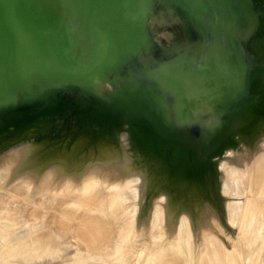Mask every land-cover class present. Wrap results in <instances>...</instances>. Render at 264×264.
Returning a JSON list of instances; mask_svg holds the SVG:
<instances>
[{"label": "water", "instance_id": "1", "mask_svg": "<svg viewBox=\"0 0 264 264\" xmlns=\"http://www.w3.org/2000/svg\"><path fill=\"white\" fill-rule=\"evenodd\" d=\"M156 4L181 14L200 44L155 56ZM114 80L130 85L118 113L144 108L155 135L194 129L222 149L234 128L264 116V0H0L1 115L30 116L57 93ZM15 126L2 123L0 136ZM214 150L198 154L202 166Z\"/></svg>", "mask_w": 264, "mask_h": 264}, {"label": "bare ground", "instance_id": "2", "mask_svg": "<svg viewBox=\"0 0 264 264\" xmlns=\"http://www.w3.org/2000/svg\"><path fill=\"white\" fill-rule=\"evenodd\" d=\"M167 9V8H166ZM171 12V11H170ZM174 13V12H173ZM170 15V14H169ZM172 16L174 15V14H171ZM175 16V15H174ZM172 18V17H171ZM170 18V19H171ZM171 21V20H170ZM183 21V20H182ZM160 22V21H159ZM172 22H173V20H172ZM174 22H175V20H174ZM171 23V22H170ZM175 24V26H176V29H178V28H181L180 30H178V32L180 31V32H182V34H183V32L187 29V27H186V25H185V23H184V21L183 22H181L180 21V23H178L177 22V24L176 23H174ZM174 24H172L173 26H174ZM170 26H171V24H170ZM163 29H167V31H166V33H167V35L166 36H169V37H171V38H173V40L172 41H174L175 40V43H176V45H174L173 43H171V38H170V40H168L167 38V40L168 41H170V43L171 44H173L174 46H181V45H179V44H177V43H179V41L180 40H182V42L183 41H185V38H182V39H180L181 38V36H182V34L179 32V34H181L180 35V37L178 38L177 37V30H174L173 28L174 27H172L171 26V28L169 27V25H168V27H167V25H166V23L164 22L163 23V25L161 26ZM184 28H185V30H184ZM158 29V28H157ZM182 30V31H181ZM159 33V32H158ZM185 34H189V32H188V29H187V32L185 31L184 32ZM184 35V34H183ZM187 35H186V37H187ZM179 36V35H178ZM190 36H191V34H190ZM164 37V36H163ZM183 37V36H182ZM189 37V36H188ZM187 37V38H188ZM186 38V39H187ZM190 38H192V37H190ZM164 39H165V37H164ZM163 39V40H164ZM180 39V40H179ZM184 39V40H183ZM162 40V41H163ZM167 40L165 41V43L163 42V44L164 45H166L168 42H167ZM189 41H190V39H188ZM192 41V40H191ZM167 42V43H166ZM193 42H194V40H193ZM192 42V43H193ZM170 43H169V46H170ZM191 44V43H190ZM193 44H195V43H193ZM192 44V45H193ZM187 45V44H186ZM168 46V47H169ZM191 46V45H190ZM172 47V45L169 47V48H171ZM177 48V47H176ZM178 49V48H177ZM188 49V48H187ZM166 52V51H165ZM121 82V81H120ZM120 82H117V83H115L116 84V86H115V89H119L120 87H117V86H119L120 84ZM105 83V82H104ZM106 84V83H105ZM119 84V85H118ZM104 84H102L101 86H103ZM108 84H106V86H107ZM111 85V84H110ZM105 86V85H104ZM113 86V87H112ZM112 86H109V87H112V88H114V85H112ZM121 86V85H120ZM123 87V86H122ZM102 88V87H101ZM100 88V89H101ZM107 88H108V86H107ZM107 88H105V89H107ZM112 88H111V91L113 92L114 91V93H115V89L114 90H112ZM99 88H97V90H99V91H101L102 92V90L104 89V88H102L101 90H100ZM112 92H110L111 94L110 95H108L109 97L111 96V95H113L112 94ZM118 92V91H117ZM105 93V94H104ZM103 94L104 95H106L107 94V92H104ZM97 94V93H96ZM102 94V95H103ZM103 95V96H104ZM98 96H99V94H98ZM102 96V97H103ZM89 97V96H88ZM94 97V96H93ZM97 97V96H96ZM102 97L100 96V98L102 99ZM105 98H106V96H104ZM90 98V97H89ZM84 99V98H83ZM91 99H93V98H91ZM99 99V98H98ZM97 99H95V101H96ZM100 100V99H99ZM98 100V101H99ZM103 100V99H102ZM128 100V99H127ZM94 101V102H95ZM59 102V101H58ZM78 102V101H77ZM93 102V101H92ZM100 102H101V100H100ZM65 103V102H64ZM75 103V102H74ZM73 103V104H74ZM79 103V102H78ZM99 103V102H98ZM109 104L110 105H112L113 104V101H111V102H109ZM98 106V107H97ZM57 107H58V105H57ZM96 107L97 108H95L94 109V111L97 113L96 115H98V114H100V116L98 115V116H96V120H99V122H96V121H94V123L92 122V121H90V124H92V126L93 127H95L96 125L98 126V127H100V129H98V130H104L105 132V134L103 133V132H101V133H103L104 135H100V136H98L97 137V135H99L100 133L97 131V129H96V131L99 133H96L97 135H94V134H92L91 136H92V138L90 137V135L88 136V134H89V130L87 131L88 132V134L87 135H85V134H82L84 131H83V127L84 126H82V124H78V122L77 123H75L74 121H73V119H76L77 117H79L78 115H79V112H76V111H74V112H76L78 115H77V117L76 116H74L73 114H71V115H73L72 117H74L73 119H72V122H74L75 123V125L76 124H78V125H81L82 126V133H81V131L79 132V133H81V134H79L78 135V144H75V145H78V146H80V148L83 150V152L80 150V155L78 156V157H74V158H71V156H68V153H69V151H68V153H67V155L65 156V157H63L62 159L60 158V153L61 152H64V149H60L59 150V148H58V150H57V148L55 147V150L54 149H52L51 151H48V149L47 150H45L44 152H41V155H39V160H40V162L43 160H45L46 162L45 163H43L44 165H42L39 169H34L33 171H32V175H33V178H35V177H37V178H35L36 179V181H37V183H36V181H35V179L33 180V182L34 183H36V185L37 186H42V187H48V185L50 186V184H57V187H55V189L56 188H64V189H66V191H65V193H62V191H61V193H62V196H64L63 198H61V195H60V197L59 198H56L54 195H57L56 194V192H51L50 193V191H49V193L47 192V194L45 195V196H47L48 197V199L49 198H53V196L55 197V199H60L61 200V202L59 201L58 202V205L60 204V206H61V204L63 203L64 205H63V207H62V209L60 208V206H59V208L58 209H61V210H59L60 212H58V209H57V211L56 212H58V213H56V212H54V211H52L53 213H51L50 212V214L51 215H48L49 217H48V222L50 223L51 221H52V224H53V226L55 227V228H57V230L60 228V230L62 231V230H64V229H67V231H70L71 233H72V231H74V235H73V233H72V235L73 236H75V234H77V238H76V236H75V239H77V241H75V242H78L79 241V244L80 243H82L83 244V248H84V245H86L87 247H85V248H88V249H92L93 251H95V250H98L97 248H100V247H102V249L104 250L105 248H106V244L108 245V244H110L111 245V243H113V242H111V239H113V238H111V236L114 234V232H115V234H114V239H115V236H116V233L119 231V232H122V233H118V234H120L119 236H117V237H120V238H122L124 241V243H131L130 244V246L132 245V241H133V235L135 234V236H137L136 235V231H134V234L132 235V236H129L128 235V233H129V231H133V229H130V228H133L134 227V225L130 222V221H120L121 219L123 220V218L125 219V217H122V216H124V215H122L123 214V211L124 210H126V208L122 211V212H118V210H119V207H118V209H117V206H120V205H118V204H122V206H120V207H123V201H124V199L125 198H123V197H125V195L126 194H122V191L121 190H124L123 188H124V186L123 185H126L127 186V184L129 185V181H128V179H127V181H125L123 178H126L127 177V175L128 174H130L129 172H130V170H131V168H132V170L134 171V168H136L137 170L139 169V171L140 172H142L141 170H145L146 171V181H147V183L146 184H149L148 186H147V189L149 190V191H154L155 193H157L158 195H159V197L162 199V200H164V202H165V205L163 206V207H161L160 209L158 208V212H159V214L157 213L156 215H154V219L153 220H156L157 221V224L159 225L160 224V222H161V226H163L162 228V235L165 237V238H162V240L164 239L165 241H164V243L166 242V244L165 245H161L159 248H157V247H155V245L156 244H154V249H153V247L152 248H150V247H148V248H150V249H147V254L145 255V257H144V259L143 260H145V261H143L142 260V262H141V264H147V262H149V261H153V263H155V264H194L196 261H195V259H193L192 258V256H190V259L188 258V256L186 257L187 258V261L185 260L186 258H185V250H189V248H191L192 247V242L196 239V238H198V240H199V242H200V245H201V248L199 249V251H198V255L197 256H201V257H198L199 259L200 258H202V259H206V261H208L207 263H206V261H205V264H208V263H212L213 262V264H237L236 263V261H238L237 259H238V257H239V251L238 250H236V251H238V253L237 254H235V253H233V254H235V255H233L232 253H228V251H226L227 249H225V247L223 246V244L220 242V241H216L215 239H214V237H216L215 235H217L218 236V238L221 236H223L222 235V229H220V228H223V227H220V225H223L224 224V222H226L223 218H224V209H225V204H224V202H219V204L218 203H216L214 200L213 201H211V195H210V193H209V190L208 189H210V187H211V189H216V185L217 184H215V182L217 183V181H216V178H217V171L219 170V168H217V163H216V161H214L213 160V158H211V163L210 164H208L207 165V163H206V165L207 166H202V164L204 163L203 162V160L201 159V158H199L198 157V154L200 155V154H203V153H206V152H208L209 150H211V151H213L214 149V154H213V156L214 155H219L222 151H223V149H220V150H218V142H217V140H213V142H212V144H210V146L209 145H206L204 142H200L199 141V137L197 136V135H199V133L197 132V131H194V129L192 130V129H188V130H186L185 132H183L182 130H176V129H170V128H167V129H165V128H163V130L161 131V133L159 134H156V135H160V136H156L155 135V130L154 129H149L150 127H151V125L152 124H150V123H148L147 121L146 122H144L142 119H134L133 120V123H132V125H133V128H131V126H130V129H134L135 128V130L134 131H132V132H135V133H137L136 135L134 134V133H132L133 134V138L135 137V136H137V139L136 138H134L133 140H132V142L134 141H136L137 140V143H135V148H136V150H135V148H131V150H133L134 149V151H132V156H133V158L135 157V159H134V164H131V166L129 167L128 165V167L129 168H127V167H123L124 165H123V161H122V158L121 157H123V155L125 156V154L123 153L125 150H123V149H126L125 147L124 148H122V146L120 147V146H118V144H117V146L119 147V148H117L116 147V143H115V141H113L112 140V138H111V136H109V135H111L112 133H110L109 132V129L111 128V126H113L112 125V121H113V115L110 113V111H108L107 110V106H105V104L104 105H101V106H99V105H97V103H96ZM122 107V106H121ZM54 108V107H53ZM78 109V108H77ZM122 109H124V107L122 108ZM51 111L52 110H50V108H45L43 111H42V113H40V114H37L38 116L36 117V118H33V119H31L30 120V122H28V123H26L25 125H23L24 127L23 128H21V129H19L17 132H15L14 134H13V132H12V134H13V137H11V138H9L8 139V141L7 142H5V144L6 143H8V144H6V145H12L13 143L14 144H18V142H17V139H19V138H23V136L22 135H26V136H24V137H26V140H27V142H28V136H30V135H32V137H34V135H33V133L35 134L36 133V130H38L39 132H41L40 131V129L42 130V132H43V127L44 126H46L45 124H47V123H45V119L47 120V122L48 121H50L49 119H51L49 116H51ZM66 111V110H65ZM144 113H146L147 115H151V113L150 112H148L146 109H144L143 108V110H142ZM53 112V111H52ZM142 112V113H143ZM72 113H73V111H72ZM56 114V113H55ZM95 115V114H94ZM123 116V115H122ZM121 116V117H122ZM210 115H207V117H209ZM76 117V118H75ZM120 117V116H119ZM126 117V116H125ZM141 117H144V116H141ZM150 117H154V116H150ZM149 117V118H150ZM207 117L206 116H204V117H202L201 119L202 120H205V119H207ZM80 118H81V115H80ZM79 118V119H80ZM123 118H124V116H123ZM122 118V119H123ZM128 118V117H127ZM81 119H84V117L83 118H81ZM114 119H117V118H114ZM119 119L120 118H118V120L116 121V124H117V122L119 121ZM250 119H252V118H250ZM77 121H79L78 120V118L76 119ZM264 120V116H261L259 119H257L256 121H255V118H253L252 120H248L247 122H246V124H244L243 125V127H242V129L241 130H244V133H245V135H241L242 137L244 136V138L245 137H247V135L248 136H250V141L249 142H247L249 139H246L245 141L247 142V143H252V136L251 135H254V133H253V131H254V127H255V125H256V123L257 122H259V124H260V122L261 123H264V122H262ZM84 121V120H83ZM85 121H86V119H85ZM121 121V120H120ZM123 121L125 122L126 121V118H125V120L123 119ZM128 121V120H127ZM89 121L87 120V123H88ZM92 122V123H91ZM49 123H52L51 125H53V120H52V122H49ZM81 123H82V120H81ZM86 123V122H85ZM128 124V126H129V123H127ZM131 124V123H130ZM174 124V123H173ZM258 124V125H259ZM50 125V124H49ZM73 125V124H72ZM74 125V126H75ZM85 125V124H84ZM88 126H86V127H89V124H87ZM95 125V126H94ZM121 125V123L119 124V126ZM257 125V127L259 128V127H261L262 125H259L258 126ZM73 126V127H74ZM96 126V127H97ZM114 126H116L115 125V123H114ZM113 126V127H114ZM126 126V125H125ZM72 127V128H73ZM76 127V126H75ZM74 127V128H75ZM102 127L103 128H105V129H102ZM49 128H50V126H49ZM53 128V127H52ZM76 128H78V127H76ZM75 128V129H76ZM79 128H80V126H79ZM78 128V129H79ZM254 128V129H253ZM263 128V127H262ZM262 128H260V129H262ZM45 129H46V127H45ZM89 129V128H88ZM94 129V128H93ZM257 129V128H256ZM256 129H255V131H256ZM73 130V129H72ZM77 130V129H76ZM76 130H74V131H76ZM80 130V129H79ZM84 130H87L86 128L84 129ZM112 130H113V128H112ZM264 130V129H263ZM262 130V131H263ZM63 131V130H62ZM78 131V130H77ZM95 131V130H94ZM118 131V130H117ZM130 131V130H129ZM216 131L217 132H215V131H213V133H212V135H221V131H220V129L217 127L216 128ZM252 133H251V132ZM258 132L260 131V130H257ZM44 132H45V130H44ZM43 132V133H44ZM66 132V131H65ZM68 132V131H67ZM91 132H92V130H91ZM110 133L109 135H107V133ZM243 132V131H242ZM246 132L248 133V132H250V133H248V134H246ZM62 133H64V132H62ZM74 133V132H73ZM77 133V132H76ZM75 133V134H76ZM86 133V132H85ZM117 133V132H116ZM257 133V132H256ZM11 134V135H12ZM37 134V133H36ZM36 134H35V136H36ZM251 134V135H250ZM28 135V136H27ZM58 135V137H59V134H57ZM71 135H72V133H71ZM118 135V134H117ZM129 135V134H128ZM20 136H22V137H20ZM42 135H40V137H41ZM93 136H95V139H93L94 137ZM132 136V135H131ZM263 136V135H262ZM37 137H39V136H37ZM39 137V138H40ZM56 137V136H55ZM54 137V138H55ZM233 137V136H232ZM242 137H241V139H242ZM4 138V137H3ZM13 138V139H12ZM31 138V137H30ZM36 138V137H35ZM57 138V137H56ZM2 139V138H1ZM48 139V138H47ZM136 139V140H135ZM258 139V138H257ZM23 140V139H22ZM26 140L24 139L23 140V142L24 143H26ZM42 140V139H41ZM75 140H76V138H75ZM117 140V139H116ZM243 140V139H242ZM4 141V140H3ZM17 143H16V142ZM19 141V140H18ZM32 141V140H31ZM36 141H38V140H36ZM40 141V140H39ZM244 141V140H243ZM245 141H244V143H245ZM34 142L35 141H33V144L32 145H34V146H36L35 144H34ZM234 142V141H233ZM1 143V142H0ZM12 143V144H11ZM20 143H22V141L20 142L19 141V146L20 145H24V143H22V144H20ZM29 143L30 144H28L27 143V145L25 144L24 146H22L23 148H21V146L19 147L18 146V148H19V150H17L16 148L15 149H13V150H11L10 152V154H7V155H10L11 156V158L10 159H8V161L7 162H5L4 164L6 165V163L8 164V165H10V163L12 162L13 164H11V165H14V163L15 164H17V161H15V159H14V161H12V159L15 157H17V156H20V154L23 152V151H25L24 150V148L26 149V151L28 150L27 148L31 145V142H30V140H29ZM36 143V142H35ZM200 143V145L201 146H199V145H197V144H199ZM235 143V142H234ZM247 143H245V145L247 146ZM257 143V142H256ZM59 144V143H58ZM58 144H56L57 146H58ZM128 144V143H127ZM4 145V144H3ZM5 145V146H6ZM9 145V146H10ZM29 145V146H28ZM31 145V146H32ZM41 144L39 143V147H41L40 146ZM61 145V144H60ZM129 145H130V142H129ZM137 145V146H136ZM251 146H252V144H250ZM26 146H28V147H26ZM34 146H33V148H34ZM62 146V145H61ZM209 146V147H208ZM7 147V146H6ZM60 147V146H59ZM130 147V146H129ZM134 147V146H133ZM248 147H250L249 145L246 147L248 150H249V148ZM1 148V147H0ZM30 148V147H29ZM35 148H37V147H35ZM41 148H43V147H41ZM122 149V153H118L119 152V149ZM207 148H208V150H207ZM233 148V147H232ZM20 149H23V151L21 152L20 151ZM40 149V148H39ZM79 149V148H78ZM128 149V148H127ZM225 149H227V148H225ZM251 149V148H250ZM66 150V149H65ZM129 150H130V148H129ZM130 150V151H131ZM218 150V151H217ZM18 151L20 152V153H18ZM29 151H31V150H28V152ZM35 151V150H34ZM37 152V151H36ZM39 152V151H38ZM82 152V153H81ZM120 152H121V150H120ZM125 152H127V150L125 151ZM199 152V153H198ZM23 153H25V152H23ZM33 153V152H32ZM31 154V153H30ZM121 154V155H120ZM168 154H170V156L169 157H167V155ZM6 155V156H7ZM22 155V154H21ZM27 155V154H26ZM36 155H37V153H36ZM65 155V154H64ZM120 157H119V156ZM130 155V154H129ZM250 155V154H249ZM248 155V156H249ZM253 155V154H252ZM263 155V154H262ZM262 155H261V157H262ZM27 156H29V154L27 155ZM31 156H33V155H31ZM116 156H118V158L116 157ZM131 156V155H130ZM129 156V157H130ZM251 156V155H250ZM260 157V156H259ZM264 157V156H263ZM24 158H27L28 159V157H25L24 156ZM32 158V157H31ZM121 158V159H120ZM216 158V157H215ZM130 159H131V157H130ZM153 159V160H152ZM10 160V161H9ZM23 160V159H22ZM22 160L20 161V162H18V163H20V165L21 166H23V164H25V168H26V170H24V171H22V172H26V171H31V170H29V168H31V167H29V165L32 163H30L29 165L24 161V163L22 162ZM26 160V159H25ZM32 160V159H31ZM35 160L37 161V158H35ZM217 160V159H216ZM185 161L187 162V163H189V166L190 167H192V165H194L195 167H196V171H193L194 173H191L190 172V168L188 167L187 168V166L185 165ZM250 162L249 163H247V164H249V166H247L246 168H247V170H250V171H248V172H246V176H248V174H249V172L250 173H252L249 177H248V179H250L249 180V182H246L247 183V186L248 187H250L251 186V188L250 189H252V187H255V188H257L258 189V187H260L262 184H264V158L261 160V159H259L258 160V158L257 159H254V158H251V160H249ZM21 162L23 163V164H21ZM35 162V161H34ZM29 163V162H28ZM38 163V162H37ZM133 163V162H132ZM130 164V163H129ZM246 164V165H247ZM8 165H6V166H8ZM32 165V164H31ZM30 165V166H31ZM37 165V164H36ZM134 165V166H133ZM6 166H4L5 168H6ZM16 166V165H15ZM14 166V167H15ZM18 167H21V166H19V165H17ZM16 166V168H17V170L19 169L18 167ZM26 166H28L29 168H28V170H27V167ZM8 167H10L11 168V166H8ZM36 167H38V166H36ZM134 167V168H133ZM222 167H223V165H222ZM228 167V166H227ZM230 167V166H229ZM228 167V168H229ZM22 168V167H21ZM214 168V169H213ZM231 168V167H230ZM243 168V167H242ZM246 168H245V170H246ZM31 169H33V168H31ZM135 169V171L137 172V170ZM11 170V169H10ZM105 170H108V171H105ZM109 170H110V172H109ZM132 170H131V172H132ZM241 170V169H240ZM239 170V171H240ZM20 171V170H19ZM18 171V175H19V173H21L22 174V172H19ZM111 171L112 172H114V175L115 176H118V175H120L121 176V178L123 179H121L122 181H124L125 183L123 184V182H120L121 183V185H119V182L118 183H116V184H118L119 186H122L121 187V190L120 189H118L117 187H118V185H116L117 187H113V189L112 188H110L109 187V183L110 182H112V180L113 179H115L114 178V175H113V179H110L111 177H109V174L111 175L112 173H111ZM15 172H17V171H15ZM34 172H35V174H34ZM109 174H108V173ZM245 172V171H244ZM37 173V174H36ZM29 174V173H28ZM27 174V175H28ZM31 174V173H30ZM23 175V174H22ZM24 175H26V174H24ZM36 175V176H35ZM107 175H108V178L111 180V181H109V179H107ZM15 176H17V174L15 173ZM31 176V175H30ZM35 176V177H34ZM230 176V175H229ZM26 177V176H25ZM29 177V176H28ZM28 177H27V179H28ZM234 177V176H233ZM240 177V176H239ZM238 177V178H239ZM18 178V177H17ZM32 178V179H33ZM243 178V177H242ZM241 178V179H242ZM15 179V178H14ZM27 179H26V181H27ZM117 179H119V178H117L116 177V179H115V181L113 180V182L111 183V184H113V183H115L116 182V180ZM6 180V179H5ZM120 180V179H119ZM240 180V179H239ZM25 181V180H24ZM31 183H33L32 182V180H31V178H30V180H29ZM118 181V180H117ZM242 181V180H241ZM248 181V180H247ZM10 182V181H9ZM21 182V181H20ZM26 182H23L22 184H25ZM127 183V184H126ZM130 183H132V182H130ZM123 184V185H122ZM4 185V184H3ZM19 185V184H18ZM30 185V184H29ZM28 185V186H29ZM35 185V184H34ZM34 185H31V186H34ZM51 185V186H52ZM17 186V185H16ZM20 186V185H19ZM26 186L27 185H22L21 187H17V189H14V192L15 193H17V196H19V197H21V196H23V197H25L24 196V194L28 191V186H27V188H26ZM77 186V187H76ZM113 186V185H112ZM263 186V185H262ZM261 186V187H262ZM73 187V188H72ZM128 188H129V186H127ZM126 187V188H127ZM13 188H16V187H13ZM12 188V189H13ZM26 188V189H25ZM49 188H51V187H49ZM114 188H116V190L118 189V191L120 190V195H123V196H120V199L121 200H118V197H116V196H118V192L116 193V196H114L115 194H114ZM125 188V189H126ZM128 188H127V190H128ZM239 188V187H238ZM54 189V188H53ZM54 189V190H55ZM91 189V191H94V192H91L90 194H91V196H90V198L89 199H91V197L93 196L92 195V193H94V196H95V200H92V203L90 202V203H87V202H89V201H91V200H89V201H87L88 199H87V194L89 195V190ZM263 189H264V187H263ZM26 190V191H25ZM30 190V189H29ZM88 190V191H87ZM214 190H213V192H214ZM253 190H255L254 188H253ZM33 191V190H32ZM42 191V190H41ZM48 191V190H47ZM57 191V190H56ZM124 191H126V190H124ZM258 191V190H257ZM261 191H263V190H260L259 192H261ZM7 192V191H6ZM36 192V191H35ZM85 192H88V193H86L85 194ZM127 192H129V191H127ZM253 192V191H252ZM8 193V192H7ZM11 193V192H10ZM33 193H34V191H33ZM60 193V194H61ZM126 193V192H125ZM254 193H256V192H254ZM12 194H13V192H12ZM39 194V193H38ZM45 194V193H44ZM49 194V195H48ZM64 194V195H63ZM72 194V195H71ZM215 194V193H214ZM263 194H264V192H263ZM41 195V194H40ZM66 195V196H65ZM70 195H71V198H73L74 200H72V199H70L69 197H70ZM84 195H86L85 197H86V199L84 198ZM15 196V195H14ZM17 196H15V197H17ZM27 196H28V193H27ZM37 196V195H36ZM42 196V195H41ZM44 196V195H43ZM58 196V195H57ZM257 196H259L258 194H257ZM262 196V195H261ZM30 197V196H29ZM47 197H45V200L47 199ZM68 197V198H67ZM10 198V197H9ZM38 198V197H37ZM93 198V197H92ZM114 198H116L117 199V202H119V203H117V205L116 204H114V202H116V201H114V200H116V199H114ZM203 199L204 200V202H201L199 199ZM248 198V197H247ZM259 198V197H258ZM4 199V198H3ZM7 198H5V200H6ZM26 199V198H25ZM63 199V200H62ZM97 199V200H96ZM99 199V200H98ZM108 201H107V200ZM160 199V200H161ZM214 199V198H213ZM37 200H39V199H37ZM84 200V201H83ZM87 202H86V201ZM102 200H103V202H102ZM113 200V201H112ZM161 200V201H162ZM217 200V199H216ZM219 200V199H218ZM10 201H11V199L10 200H6V202H9L10 203ZM21 201H22V199H21ZM26 201V200H25ZM24 201V202H25ZM33 201V200H32ZM43 202H44V200H42ZM55 201V200H54ZM97 201H99V204H102L103 203V205L106 203V202H108V203H106L104 206H106V205H108V207H107V210H106V208H105V210L104 209H96V208H94L95 210H93V209H90V208H92V207H96L95 205L98 203ZM110 201H112V202H110ZM121 201V202H120ZM195 201L197 202V203H195ZM3 202V201H2ZM5 202V203H6ZM27 202V201H26ZM29 202V201H28ZM30 202H31V200H30ZM95 202H97V203H94ZM101 202V203H100ZM33 203V202H32ZM42 203V202H41ZM40 203V201H39V203L36 205L35 204V206H34V208L36 207V210L34 209H31L32 210V212L31 213H33L32 214V216L34 215V217H38V213L40 212V210L42 209L43 210V208L44 207H42V204ZM52 203V202H51ZM111 203H112V205H111ZM124 203H126V201H124ZM158 203V202H157ZM160 203V206H161V202H159ZM253 203V202H252ZM8 204V203H7ZM6 204V205H7ZM13 204V203H12ZM45 204V203H44ZM88 204V205H87ZM89 204H94V206H92V207H90L91 205H89ZM207 204H209V206H207ZM247 204V203H246ZM249 204V203H248ZM5 204L3 203V206H4ZM111 205V207H109ZM116 205V209L114 208V206ZM125 205V204H124ZM128 205V204H127ZM163 205V204H162ZM250 205V204H249ZM252 205V204H251ZM256 205V204H255ZM259 205V204H258ZM51 206V205H50ZM55 206H56V204H55ZM54 206V207H55ZM99 206V205H98ZM97 206V207H98ZM112 206H113V208H114V210L113 209H110V208H112ZM5 207V206H4ZM11 207V206H10ZM29 207V206H28ZM100 207H102V205L100 206ZM99 207V208H100ZM157 207V206H156ZM207 207H209L208 208V210L211 208V210H213V211H208L207 210ZM257 207V206H256ZM2 208V207H1ZM0 208V210H2L3 211V208L1 209ZM30 208H31V206H30ZM48 208V207H47ZM109 208V209H108ZM253 208H254V204H253ZM252 208V209H253ZM262 208V207H261ZM10 209V208H9ZM45 209V208H44ZM121 209V208H120ZM123 209V208H122ZM121 209V210H122ZM251 209V208H250ZM256 209V208H255ZM49 210V209H48ZM53 210V209H52ZM75 212H74V211ZM100 210H103V211H100ZM115 210H117V212H118V214L117 215H119V213H120V215L118 216V218L120 219V220H118V218H116L117 216H116V213H115ZM5 211V210H4ZM3 211V212H4ZM10 211V210H9ZM35 211V212H34ZM113 212L114 211V213H115V217H114V213H111L112 215H113V217H111L110 216V214H108L110 217H111V220H108L109 219V216L106 214L107 212L108 213H110V212ZM120 211V210H119ZM206 211V213H207V211H208V214H209V218L210 217H212L213 219H212V223H209L208 225H207V227H208V231H206L204 234V236H198V232L200 231V223H199V216H203V215H205V214H203V212H205ZM252 211V210H251ZM254 211V210H253ZM7 211H5L4 213L5 214H8L9 212H7ZM14 212V211H13ZM12 211H11V214L13 213ZM155 212V211H154ZM255 212V211H254ZM259 212V211H258ZM15 213V212H14ZM29 213H30V211H29ZM31 213L29 214L30 216H31ZM59 213H60V216H58L59 215ZM63 213V214H62ZM231 213V212H230ZM2 214L3 213H1V215L0 216H2ZM5 214H3V215H5ZM10 214V215H11ZM58 214V215H57ZM97 215V217L95 216V217H93L94 215ZM258 214V213H257ZM9 215V216H10ZM28 215V216H29ZM45 215V214H44ZM91 215H93V216H91ZM107 215V216H106ZM158 215H160V216H158ZM6 217H7V215H5ZM8 216V217H9ZM12 216L14 217L15 215H11V218H12ZM42 216V215H41ZM3 217V216H2ZM46 217V216H45ZM66 217V219H65V221H64V218ZM105 217H107V220L105 219L104 220V218ZM179 217H181L180 218V221L182 222V223H180L179 225L180 226H183L185 229H184V231L185 232H183V236H182V239H181V242H180V245H179V248L177 249V251H172V250H170V249H168L167 247L168 246H172L175 242H174V240L172 239V237H176V236H178L179 234H180V226H178L177 227V225H176V223H174L175 221H177V219L179 218ZM229 217V216H228ZM238 217V216H237ZM250 217V216H249ZM259 217V216H258ZM4 219H5V217H3ZM26 218H29V217H26ZM98 218H100V219H98ZM116 219V221H120V222H118V224H116L117 222H112L113 221V219ZM4 219H0V220H4ZM10 219V218H9ZM8 218L7 219H5L4 221L6 222V220H9ZM16 219V218H15ZM31 219V218H30ZM242 219V218H241ZM12 220H13V218H12ZM23 220V219H22ZM29 220V219H28ZM45 220V219H44ZM43 220V221H44ZM252 220V219H251ZM14 221V220H13ZM18 221V220H17ZM109 221H111V222H109ZM3 223V224H5L6 225V223L8 222L9 223V225H11V223H12V221H11V219L9 220V221H7L6 223ZM15 222V221H14ZM20 222H21V220H20ZM24 222V221H23ZM35 222V221H34ZM155 222V221H154ZM229 222V221H228ZM7 223V224H8ZM25 223V222H24ZM37 223H38V221H37ZM110 223V224H109ZM122 223H124V224H122ZM196 223V228L194 227V224ZM204 223V222H203ZM207 223V222H206ZM1 224V223H0ZM2 224V227H7V225L5 226V225H3ZM13 224V223H12ZM18 224V223H17ZM27 224V223H26ZM111 224L113 225L114 224V228L111 226ZM122 224V225H121ZM220 224V225H219ZM8 225V226H9ZM14 225V224H13ZM19 225V224H18ZM43 225V224H42ZM41 225V226H42ZM117 225V226H116ZM119 225V226H118ZM121 225V226H120ZM244 225V224H243ZM40 226V224L39 225H34V226H32L31 227V225H30V227L29 228H27L26 227V231H24V232H21V233H15V234H5L4 235V237H5V239H4V237L3 236H1L4 240H2L1 241V244H2V246H5V245H7V248H6V246H5V248L7 249H5V248H3L4 250H6L5 252H7L8 254L10 253H13V257H12V259L13 258H15V259H19L20 257L22 258V257H26V258H28V259H26V260H30V256L32 257V255L33 254H31L30 256H29V254H27L28 255V257H27V255L25 254L26 252L25 251H27V249L31 246H33V248H32V250L34 249V250H38L40 253H45V251L46 252H51V251H53V252H55L56 251V249H57V245L58 244H56L55 242L57 241H55L54 240V238H53V235L51 234L52 232H54V231H52L51 230V232L49 233L47 230H50V229H47V230H45V227L43 228V227H41ZM43 226H45V225H43ZM51 226V225H50ZM66 226V227H65ZM118 228H122L124 231H122V230H120L119 228L117 229L116 227ZM202 226V225H201ZM204 226V225H203ZM12 227V226H11ZM25 227V226H24ZM54 227H52V228H54ZM232 227V226H231ZM7 228H10V227H7ZM42 228L45 230H42ZM55 228L53 229V230H55ZM80 228L82 229V230H84V232L85 231H88V232H90V231H92V232H90L89 234L90 235H92V234H94V235H92L91 237H93V238H89V236L90 235H88V233L87 234H85L86 236L88 235V238L84 235V232L82 231L81 233L82 234H79V232H78V230L80 231ZM86 228H89V229H85ZM116 228V230H117V232H116V230H114ZM197 228H199V231L197 232ZM225 229V228H224ZM239 229V228H238ZM60 230H59V232H60ZM90 230V231H89ZM148 230V229H147ZM203 230H204V228H203ZM144 231V230H143ZM238 231V230H237ZM16 232V231H15ZM65 232V231H64ZM70 232H68V234H70ZM224 232V231H223ZM244 232V231H243ZM61 233H63V231L61 232ZM142 233V232H141ZM202 233V232H201ZM200 233V234H201ZM54 234V233H53ZM56 234H57V232H56ZM67 234V233H66ZM117 234V235H118ZM199 234V235H200ZM225 234V233H224ZM241 234H242V236H243V233L241 232ZM201 235H203V233L201 234ZM56 236V235H55ZM225 236H227V235H225ZM241 236V235H240ZM72 237V236H71ZM116 237V238H117ZM162 237V236H161ZM234 237H236V236H234ZM234 237H231V238H234ZM61 238V237H60ZM73 239H74V237H72ZM109 238V239H108ZM119 238V239H120ZM218 238H216V239H218ZM245 238V237H244ZM105 239H108V240H110V242L111 243H105ZM118 238H117V241L119 240ZM136 239V238H135ZM154 239V238H153ZM161 239V238H160ZM186 239H189L187 242L185 241ZM227 239H229V238H227ZM246 239V238H245ZM107 240V241H108ZM222 240V239H221ZM225 240H226V238H225ZM114 242H116L115 240H113ZM120 241V240H119ZM119 241H118V243H119ZM228 241V240H227ZM58 242V241H57ZM122 242V241H121ZM122 242V243H123ZM147 242V241H146ZM222 242H224V240L222 241ZM118 243H115L114 245H115V248H116V246L118 245ZM137 243V242H136ZM152 243V242H151ZM154 243V242H153ZM163 243V244H164ZM228 243H230V242H228ZM234 243V242H233ZM238 243V241H236V244ZM63 244V243H62ZM231 244V243H230ZM25 245H28L29 247H26ZM95 247V245L97 246V248L95 247V250H94V247ZM114 245H112V246H114ZM120 245H121V243H120ZM120 245H118V246H120ZM234 246H237V245H235V244H233ZM122 246L123 245H121V248H122ZM104 247V248H103ZM126 246H124V248H125ZM26 248V249H25ZM85 248H84V250H85ZM120 248V249H121ZM131 249H132V247H130ZM137 248V247H136ZM143 248V247H142ZM30 249V248H29ZM91 249H90V251H91ZM119 249V248H118ZM123 249V248H122ZM129 249V248H128ZM128 249H127V251H128ZM146 249V248H145ZM158 249H160V250H158ZM33 250V251H34ZM36 250V252L38 253V251ZM55 250V251H54ZM103 250H101V248L99 249V251L98 252H101V251H103ZM110 250V249H109ZM112 250H114V248L112 249ZM117 250V249H116ZM134 250V249H133ZM86 251V250H85ZM125 251H126V248H125ZM126 251V252H127ZM141 251V250H140ZM185 251V252H184ZM242 251V250H241ZM15 252V253H14ZM97 252V251H96ZM123 252V250L121 251V253ZM126 252L124 253V254H126ZM136 252V251H135ZM142 252V251H141ZM145 252V251H144ZM150 252V253H149ZM153 252V253H152ZM235 252V251H234ZM2 253V252H1ZM6 253V254H7ZM36 253V254H37ZM40 253L38 254V255H40ZM52 253V252H51ZM128 253H130V250L128 251ZM200 253V254H199ZM15 254V255H14ZM36 254L35 255H33V257L35 256L36 257ZM97 254H99V253H97ZM114 254V253H113ZM130 254H131V256H130ZM130 254H127V256H123V258H122V262L120 263V264H130V262H131V260L133 261V256L135 255H133V252L131 251V253ZM186 254H188V253H186ZM242 254V253H241ZM2 255V254H1ZM47 255V254H46ZM100 255V254H99ZM102 255H104V254H102ZM112 255V254H111ZM129 255V256H128ZM136 255H137V258L139 257L140 258V256L142 255V253H136ZM12 256V255H11ZM10 256V257H11ZM42 256V255H41ZM40 256V257H41ZM106 256V255H105ZM109 257H110V255H108ZM4 257V256H3ZM38 257V256H37ZM107 257V256H106ZM7 258V257H6ZM132 258V259H131ZM151 258V260H149ZM5 259V258H4ZM24 259V260H25ZM135 259V261H136V257L134 258ZM140 259H142V258H140ZM156 259V260H155ZM112 260V259H111ZM130 260V261H129ZM149 260V261H148ZM156 262H155V261ZM240 260V259H239ZM1 261V260H0ZM138 261H139V259H138ZM138 261H137V264H138ZM199 261H202V260H199ZM198 261V262H199ZM97 262H99V261H97ZM99 263H101V261L99 262ZM152 263V262H151ZM201 263H204L203 261L201 262ZM131 264H133L132 262H131ZM136 264V263H135ZM140 264V263H139ZM240 264H241V262H240ZM254 264V263H253Z\"/></svg>", "mask_w": 264, "mask_h": 264}, {"label": "rangeland", "instance_id": "3", "mask_svg": "<svg viewBox=\"0 0 264 264\" xmlns=\"http://www.w3.org/2000/svg\"><path fill=\"white\" fill-rule=\"evenodd\" d=\"M167 8V9H166ZM171 11V12H170ZM174 12V13H173ZM170 14V15H169ZM171 14H174L173 16L171 15ZM172 17V18H171ZM171 18V19H170ZM171 20V21H170ZM172 20H173V22H172ZM174 20H175V22H174ZM184 21V23H185V25H186V27H187V29H188V32H189V34L187 35V34H185L184 32L186 31L187 32V29L185 30V28H184V32H183V34H182V32H180L181 34H182V36H181V38L180 39H182V38H185V41H183L182 42V40H180L179 41V43H177V44H179V45H181V46H174V45H176V43H175V40L174 41H172L173 40V38H171V37H169V36H166L167 35V33H166V31H167V29H163L161 26L163 25V23L165 22L166 23V25H167V27H168V25H169V27L171 28V26L172 27H174L173 29L174 30H177V32H178V30H180L181 28H178V29H176V26H175V24L174 23H176L177 24V22L178 23H180V21L181 22H183ZM160 21V22H159ZM171 22V23H170ZM170 24H171V26H170ZM172 24H174V26L172 25ZM158 28V29H157ZM148 31H149V34L150 35H152V43H153V45H154V49H156V52H155V56H158L159 54H162V53H164V54H171V53H173L174 51H181L182 49H187V48H190L191 46L190 45H192L193 43H195V44H193V45H199L200 43L196 40V38L194 37V34L192 33V31H190V29H189V27L187 26V22L185 21V19H184V17L181 15V14H179L178 12H176V11H174V9L171 7V6H167V5H163V7L162 8H159V6H158V4H156V8H155V12H154V15H153V18H151L150 20H149V24H148ZM182 31V30H181ZM159 32V33H158ZM179 32L177 33V37L179 38L180 37V35L181 34H179ZM190 34H191V36H190ZM179 35V36H178ZM186 35H187V37H186ZM165 37V39H164V37ZM190 37H192V38H190ZM168 40H170V38H171V43H173V44H171L170 43V41H168ZM187 38V39H186ZM164 39V40H163ZM188 39H190V41L188 40ZM163 40V41H162ZM167 40V44L166 45H164L163 44V42L165 43V41ZM184 40V39H183ZM192 40V41H191ZM193 40H194V42H193ZM193 42V43H192ZM169 43H170V46L172 45V47L171 48H169L170 46H169ZM191 43V44H190ZM187 44V45H186ZM169 46V47H168ZM178 49H177V48ZM166 51V52H165ZM120 80H122V79H120ZM105 82V81H104ZM104 82H102L101 84H98V85H93L92 87H90V88H87V89H84V90H82V92H80L79 94H76V95H72V94H70V93H57V95H56V99L57 100H54L53 99V104L52 105H50V106H52L51 108H50V106L48 107V108H50V110H52L51 111V116H49L51 119H49L50 121H48L47 122V120L45 119L44 121H45V123H47V124H45L46 126H44L43 127V129L45 130V132H44V130H43V132H42V130L40 129V131L41 132H39L38 130H36V136H35V134L33 133V135H34V137H32V135H30V136H28L27 138H28V142H27V140H26V137H24V136H26V135H22L23 136V138H19V139H17V142H18V144H12V145H6V144H8V143H6L5 144V142H7L8 141V139L9 138H11V134H12V132H13V134L15 133V132H17L19 129H21V128H23L24 126L23 125H25L26 123H28V119L29 118H31V119H33V118H36L38 115L37 114H40V113H42V111L45 109V108H47V107H45V108H43V110H40L39 112H37V113H35V114H32V115H30V116H17V115H10V116H4V115H1L0 114V126H1V124L2 123H4L5 121H10V120H12V121H15V123H16V126L14 127V128H12L11 130H9L10 132H8L7 134H5V135H1L0 136V208L2 207L3 208V211L5 210V211H7V212H9L8 214H5L2 210H0V215H1V213H3V214H5V215H7V217L5 216V215H3L2 214V216L3 217H5V219H11V221H12V223L14 224H12L11 223V225H9V223L7 222V221H9V220H6V222L8 223H6L4 220V218L2 217V216H0V219H4V220H0V235L1 236H3L4 237V235L7 233V234H17V233H21V232H24V231H26L25 229H26V227L27 228H29L30 227V225H31V227L32 226H34V225H39L40 224V226L43 224V225H45V226H41V227H45V230H47V229H50V230H47L48 232L50 231L51 232V230L52 231H54V232H52L51 234L53 235V238H54V240L56 241L55 243L56 244H58L57 245V249H56V251L55 252H53V251H51L50 253L49 252H46L45 251V253H40L37 249V251H38V253L36 252V250H32V248H33V246L31 247H29L28 245H25L26 247H29L28 249H27V251H25L26 253V255L27 254H29V256L31 255V254H33V255H35L36 253V257L34 256L33 257V255H32V257L30 256V260H26V259H28V258H26V257H20L19 259L17 258V259H15V258H13L12 259V257H13V253H7V252H5L7 249V245H5L6 246V248H5V246H2V244H1V241L2 240H4L5 239V237H4V239L0 236V264H120L121 262H122V258H123V256L125 255V256H127V254H130L131 253V251L133 252V261L131 260V262L133 263V264H137V261H138V259H139V261H138V264L140 263L141 264V262H142V260L144 259V257H145V255L147 254V249H150V248H152L153 247V249H154V244H156L155 245V247H157V248H159L161 245H165L166 244V242L164 243V239L162 240V238H165L163 235H162V227L163 226H161L162 224H161V222H160V224L158 225L157 224V221L156 220H153L154 219V215H156L157 213L159 214V212H158V208L160 209L161 207H163L164 205H165V202H164V200H162L160 197H159V195L157 194V193H155L154 191H149L148 189H147V186L149 185V184H146L147 183V181H146V171L145 170H141L142 172H140L139 171V169L137 170L136 168H134V171L132 170V168H131V170H132V172H131V170H130V174H128L127 175V177L126 178H123L125 181H127V179H128V181H129V185L127 184V186H129V188L126 186V185H123L125 182L124 181H122L123 179L121 178V176L120 175H118V176H115L114 175V172H112L111 171V175L109 174V177H111L110 179H113V175H114V178L116 179V177L117 178H119V179H117L116 180V182L115 183H113V184H111L112 182H113V180L115 181V179H113L112 180V182H110L109 184V187L110 188H112L113 189V187L115 186V187H117L116 185H118V184H116V183H118L119 182V185H121V183L120 182H123V186H124V190H126V191H124V190H121V187L122 186H119L118 185V189H120L121 191H122V194L124 193V194H126L125 195V197H123V198H125L124 199V201H126V203H124V201H123V207H120V206H122V204L120 203V204H118V205H120V206H117V209H118V207H119V210H118V212H122L125 208H126V210H124L123 211V214L122 215H124V216H122V217H125V219L123 218V220L121 219H119L118 218V216L120 215V213H119V215H117L118 214V212H117V210H115V213H116V218H118V220H120V221H130L133 225H134V227L133 228H130V229H133V231H129V233H128V235L129 236H132L133 234H134V231H136V235L137 236H135V234L133 235L134 237V239H133V241H132V245L130 246V244L129 243H124L123 241V239L122 238H120V237H117V236H119L120 234H118V233H122V232H117V230H116V228L114 229V230H116V236H115V239H114V234H115V232H114V234L111 236V238H113V239H111V242H113V243H111L110 242V240H108V239H105V243L107 242H109V243H111V245L110 244H106L105 246H106V248L103 250L102 249V247H100L101 248V250H103V251H101V252H98L99 251V249L100 248H97V246L95 245V247L98 249V250H95V247H94V250L95 251H93L91 248V251H90V249H88V248H85V247H87L86 245H84V248H85V250H84V248H83V244L82 243H80L79 244V241L78 242H75V241H77V234H75V236H76V238L77 239H75V236H73L74 235V231H72V233H73V235H72V233L70 232V231H67V229H64V230H62L63 231V233H61L62 231L60 230V228L57 230V228H55L54 226H53V224H52V221L49 223L48 222V215H51L50 214V212L51 213H53L52 211H54V212H56L57 211V209L59 208V206H60V204L58 205V202L60 201L61 202V198H63L64 196H62V193H65V191H66V189H64V188H56L55 189V187H57V184H50V186L48 185V187L46 186V187H42V186H37L36 185V183H37V181H36V179L35 178H37V177H35V178H33V175H32V171L35 169H39L42 165H44L43 163H45L46 161L44 160H42L41 162H40V160H39V155H41V152H44L45 150H47L48 149V151H51L52 149H54L55 150V147L57 148V150H58V148H59V150L60 149H64V152H61L60 153V158L62 159L63 157H65L66 155H67V153H68V151H69V153H68V156H71V158H74V157H78L79 155H80V150L83 152V150L80 148V146H78L79 144L77 143L78 142V135L79 134H81L82 133V126H84L83 128L85 129H87V130H84L83 129V133L82 134H85V135H87L88 134V130H89V134H88V136L90 135V137L92 138V134H94V135H97L96 133H98L99 135H97V137L98 136H100V135H104L105 133V131L103 130H98V129H100V127H98L97 125V127L95 126V127H93L92 126V124H90V121H92L93 123H94V121H96V122H99V120H96L97 118H96V116H100V114H98V115H96L97 113L94 111V109L95 108H97L96 107V103H97V105H99V106H101V105H104L105 104V106H107L106 108H107V110L108 111H110V113L113 115V117L114 118H117V119H114L113 118V121H112V125L114 126V123H115V125L116 126H111V128L109 129V132L110 133H112L111 135H109L110 133L108 132L107 133V135H109V136H111V138H112V140L113 141H115V143H116V147L117 148H119L118 146H122V148H126V149H123V150H127V152H123L122 151V149L120 148L119 149V152L118 153H126L125 154V156L123 155V157H121L122 158V161H123V167L125 168V167H127V168H129L130 166H131V164H134V159H135V157L133 158V156H132V151H134V149L133 150H131V148H135V143H137V136H135L134 138H136L135 140V142L133 141L132 142V140L134 139L133 138V134L132 133H134L135 135L137 134V133H135V132H132V131H134L135 130V128L132 130V129H130V126L132 125V123H133V120L134 119H142L144 122H148V123H150V124H153L154 123V117L152 118V117H150V116H153L152 114L151 115H147L146 113H144L142 110H143V108L140 110V109H138V112L140 113L137 117H133L130 113H128L129 115V117L127 118V117H125V115H123L122 113H118L117 112V110H116V106H118V107H121L119 110H121V111H125L126 109H122L123 107H127V109H129L128 108V104L130 103H128V101L130 100V99H128L127 101L125 100V99H127V97H128V93L126 94V92L128 91L129 92V87H130V85L128 84V82H126V83H124L123 81H121L119 84L121 85H119V86H117V87H120L119 89L117 88V89H115V86H116V84L115 83H117V81L116 80H114L113 82H105L106 84H108L107 86H108V88H107V86H106V84L104 83ZM102 84H104L103 86H101ZM111 84V85H110ZM112 85H114V88H112L113 86ZM109 86H112V87H109ZM123 86V87H122ZM104 88L103 90H102V92L101 91H99V90H97V88ZM101 88V89H102ZM105 88H107V89H105ZM111 88H112V90H114L115 89V93H114V91L112 92L111 91ZM100 89V90H101ZM118 91V92H117ZM104 92H107V94L106 95H104L105 93ZM110 92H112V94L113 95H111L110 97L108 96V95H110L111 93ZM97 93V94H96ZM104 93V94H103ZM98 94H99V96H98ZM106 96V98L103 96ZM90 98H89V97ZM94 96V97H93ZM97 96V97H96ZM100 96L102 97V99L100 98ZM84 98V99H83ZM91 98H93V99H91ZM101 100V102H100V100ZM95 99H97L96 101H95ZM99 100V101H98ZM59 101V102H58ZM79 103H78V102ZM93 101V102H92ZM95 101V102H94ZM111 101H113V104H115L114 106H113V104L112 105H110L109 104V102H111ZM65 102V103H64ZM75 102V103H74ZM99 102V103H98ZM74 103V104H73ZM131 104H133V106H134V103L133 102H131ZM57 105H58V107H57ZM132 106V105H131ZM54 107V108H53ZM95 107V108H94ZM78 108V109H77ZM66 110V111H65ZM72 111H73V113H72ZM74 111H76V112H79V115L76 113V112H74ZM128 112V111H127ZM143 112V113H142ZM56 113V114H55ZM71 114H73L74 116H76L77 117V115L79 116V117H77L78 118V120L79 121H77L76 119H73L74 117H72L73 115H71ZM95 114V115H94ZM21 115H25V114H21ZM80 115H81V118H83L84 117V119H81L80 118ZM124 116V118H123V116ZM120 116V117H119ZM122 116V117H121ZM141 116H144V117H141ZM150 117V118H149ZM24 118V120H22ZM80 118V119H79ZM118 118H120L119 119V121L117 122V124H116V121L118 120ZM125 120V118H126V121L124 122L123 121V119ZM30 119V120H31ZM72 119H73V121L75 122V123H77L78 122V124H82V126L81 125H78V124H76L75 125V123L74 122H72ZM85 119H86V121H85ZM52 120H53V125H51L52 123H49V122H52ZM81 120H82V123H81ZM84 120V121H83ZM87 120L89 121L88 123H87ZM121 120V121H120ZM128 120V121H127ZM249 120V118L246 120V121H248ZM251 120V119H250ZM249 120V121H250ZM86 122V123H85ZM91 122V123H92ZM262 122H264V120L262 121ZM121 123V125L119 126V124ZM127 123H129V126H128V124ZM131 123V124H130ZM50 124V125H49ZM73 124V125H72ZM85 124V125H84ZM87 124H89V127H86V126H88ZM259 124V122H257L256 123V125H255V129H256V131H255V129H254V131H253V133H254V135H251L252 136V143H247V142H249L250 141V136H248L249 134L248 133H250V132H246V134H248L247 135V137H245L246 139H249L247 142L245 141L246 139L244 138V136L242 137L241 135L243 134V135H245V133H244V130H241L242 129V127H243V125L244 124H242L241 126H239V127H236V128H234L233 129V131H232V134H231V136H230V141H228V144L225 146V147H223L222 149H223V151L219 154V155H214V156H212L211 158H213V160L214 161H216V163H217V168H219V170L217 171V178H216V181H217V183L215 182V184H217L216 185V189L214 190V189H211V187H210V189H208L209 190V193H210V195H211V201H215L216 203H218L219 204V202H224V204H225V211H224V220L226 221V222H224V224L223 225H220V227H223V228H220V229H222L221 231H222V237L220 236L219 238H218V236L217 235H215L216 237H214V239L216 240V241H220L222 244H223V246L225 247V249H227L226 251H228V253L230 252V253H235V254H237L238 253V251H239V257H238V261H236V263L237 264H240V262H241V264H264V194H263V192H264V189H263V187H264V184H262L260 187H258V189L257 188H255V187H252V189H250L251 188V186L250 187H248L247 186V183L246 182H249V180L250 179H248V177L252 174V173H250L249 172V174H248V176H246V172H248V171H250V170H247V166H249V164H247V163H249L250 161L249 160H251V158H254V159H257L258 158V160L259 159H263L264 157V123H261L260 122V124L259 125H262L261 127H257V125ZM76 127H78L79 128V126H80V130L78 129V128H76ZM126 125V126H125ZM258 125V126H259ZM49 126H50V128H49ZM78 130H76L74 127ZM45 127H46V129H45ZM53 127V128H52ZM73 127V128H72ZM263 127V128H262ZM89 128V129H88ZM94 128V129H93ZM112 128H113V130H112ZM131 128H133V125L131 126ZM260 128H262V129H260ZM73 129V130H72ZM96 129H97V131H96ZM102 129H105V128H103L102 127ZM4 130H6V128H4ZM63 130V131H62ZM74 130H76V131H74ZM91 130H92V132H91ZM95 130V131H94ZM118 130V131H117ZM130 130V131H129ZM257 130H260L259 132L257 131ZM263 130V131H262ZM66 131V132H65ZM68 131V132H67ZM81 131V133H79ZM243 131V132H242ZM4 132V131H3ZM3 132H1V133H3ZM62 132H64V133H62ZM74 132V133H73ZM77 132V133H76ZM86 132V133H85ZM101 132H103V133H101ZM117 132V133H116ZM257 132V133H256ZM71 133H72V135H71ZM76 133V134H75ZM252 133V132H251ZM13 134H12V136H13ZM57 134H59V137H58V135ZM118 134V135H117ZM129 134V135H128ZM40 135H42L41 137H40ZM132 135V136H131ZM263 135V136H262ZM22 136H20V137H22ZM37 136H39V137H37ZM57 138H56V137ZM233 136V137H232ZM4 137V138H3ZM31 137V138H30ZM36 137V138H35ZM55 137V138H54ZM94 138L93 139H95V136H93ZM241 137H242V139L245 141V143H247V146L249 145L250 147H248L249 148V150L246 148L247 146L245 145V143H244V141L241 139ZM249 137V138H248ZM2 138V139H1ZM48 138V139H47ZM75 138H76V140H75ZM258 138V139H257ZM25 139L26 140V143H24L23 142V140ZM42 139V140H41ZM117 139V140H116ZM4 140V141H3ZM21 142L22 141V143H24V145L26 144L27 145V143L28 144H30L29 143V140H30V142H31V145L33 144V141H35L34 142V144L36 145V146H34V145H28V146H26V147H28L27 149L28 150H31V151H29L28 152V150L26 151V149L24 148V150L25 151H23V149H20V151L22 150L23 152H25V153H23L22 151V155L20 154V156H17L16 158L14 157L13 159H12V161H14V159H15V161H17V164H15L14 163V165H11V164H13L12 162L10 163V165H8L7 163H6V165H8V166H11V168L10 167H8V166H6L4 163L5 162H7L8 161V159H10L11 158V156L10 155H7V154H10L11 152V150H13V149H17L18 148V146H19V141ZM32 140V141H31ZM36 140H38V141H36ZM40 140V141H39ZM235 143H234V142ZM16 142V141H15ZM16 142V143H17ZM129 142H130V145H129ZM251 142V141H250ZM257 142V143H256ZM22 143H20V144H22ZM39 143L41 144L40 146L41 147H43V148H41V147H39ZM59 143V144H58ZM128 143V144H127ZM4 144V145H3ZM56 144H58V146L56 145ZM62 146H61V145ZM75 144H78V145H75ZM117 144H118V146H117ZM250 144H252V146L250 145ZM7 147H6V146ZM24 145H20L21 146V148H23L22 146H24ZM19 146V147H20ZM33 146H34V148H33ZM60 146V147H59ZM130 146V147H129ZM134 146V147H133ZM137 146V145H136ZM35 147H37V148H35ZM233 147V148H232ZM40 148V149H39ZM52 148V149H51ZM79 148V149H78ZM128 148V149H127ZM129 148H130V150H129ZM137 148V147H136ZM136 148H135V150H136ZM225 148H227V149H225ZM251 148V149H250ZM66 149V150H65ZM17 150H19V148L17 149ZM35 150V151H34ZM120 150H121V152H120ZM37 151V152H36ZM39 151V152H38ZM53 151V150H52ZM33 152V153H32ZM81 152V153H82ZM18 153H20L19 151H18ZM31 153V154H30ZM36 153H37V155H36ZM122 153V154H123ZM29 154V156H27V155ZM65 154V155H64ZM131 156H130V155ZM251 156H250V155ZM253 154V155H252ZM263 154V155H262ZM7 155V156H6ZM31 155H33V156H31ZM121 155V154H120ZM249 155V156H248ZM261 155H262V157H261ZM24 156L25 157H28V159L27 158H24ZM119 156V155H118ZM118 156H116L117 158H118ZM131 157V159H130V157ZM170 156V154H168L167 155V157H169ZM260 156V157H259ZM32 157V158H31ZM120 157V156H119ZM216 157V158H215ZM35 158H37V161L35 160ZM120 158V159H121ZM23 159V160H22ZM26 159V160H25ZM32 159V160H31ZM217 159V160H216ZM22 160V162L24 163V161L29 165L31 162V166L29 165V167H31V168H33V169H31V168H29L28 166H26L27 167V170H28V168H29V170H31L30 172L29 171H26L25 173L24 172H22V171H24V170H26V168H25V164H23L22 162H21V164H23V166H21L20 165V163H18V162H20ZM10 161V160H9ZM35 161V162H34ZM29 162V163H28ZM38 162V163H37ZM133 162V163H132ZM130 163V164H129ZM37 164V165H36ZM247 164V165H246ZM17 165H19V166H21V167H18L19 169L17 170V168H16V166ZM129 167H128V166ZM222 165H223V167H222ZM4 166H6V168L4 167ZM15 166V167H14ZM36 166H38V167H36ZM134 166V165H133ZM229 168H228V167ZM243 167V168H242ZM245 168H246V170H245ZM11 169V170H10ZM135 169L137 170V172L135 171ZM214 169V168H213ZM241 169V170H240ZM20 170V171H19ZM34 170V171H35ZM240 170V171H239ZM15 171H17V172H15ZM18 171L19 172H22V174L21 173H19V175H18ZM105 171H108V170H105ZM245 171V172H244ZM36 172V171H35ZM35 172H34V174H35ZM109 172H110V170H109ZM15 173L17 174V176H15ZM29 173V174H28ZM31 173V174H30ZM24 174H26V175H24ZM28 174V175H27ZM37 174V173H36ZM31 175V176H30ZM230 175V176H229ZM26 176V177H25ZM29 176V177H28ZM234 176V177H233ZM240 176V177H239ZM18 177V178H17ZM27 177H28V179H27ZM239 177V178H238ZM243 177V178H242ZM15 178V179H14ZM30 178H31V180H32V182H33V180L35 179V181H36V183H31L29 180H30ZM33 178V179H32ZM242 178V179H241ZM250 178V177H249ZM6 179V180H5ZM26 179H27V181H26ZM107 179H109L108 178V175H107ZM109 179V181H111ZM122 179V180H121ZM240 179V180H239ZM25 180V181H24ZM242 180V181H241ZM248 180V181H247ZM10 181V182H9ZM21 181V182H20ZM127 181V182H128ZM23 182H26L25 184H22ZM130 182H132V183H130ZM4 184V185H3ZM20 186H19V185ZM30 184V185H29ZM35 184V185H34ZM17 185V186H16ZM22 185H29L28 186V188L30 189H28V191L24 194V196L25 197H23V196H21V197H19V196H17V193H15L14 192V189H17V187L19 188V187H21ZM31 185H34V186H31ZM52 185V186H51ZM113 185V186H112ZM27 186H26V188H27ZM55 186V187H54ZM13 187H16V188H13ZM49 187H51V188H49ZM77 187V186H76ZM128 188V190H127V188ZM239 187V188H238ZM13 188V189H12ZM25 188V189H26ZM55 190H54V189ZM73 188V187H72ZM126 188V189H125ZM253 188L255 189V190H253ZM118 189L116 190V188H114V196H116V193L118 192V196H116V197H118V200H121L120 199V196H123V195H120V190L118 191ZM34 191V193H33V191ZM42 190V191H41ZM48 190V191H47ZM57 190V191H56ZM63 190V191H62ZM89 190V189H88ZM87 190V191H88ZM213 190H214V192H213ZM258 190V191H257ZM260 190H263V191H261V192H259ZM8 193H7V192ZM26 191V190H25ZM36 191V192H35ZM49 191H50V193L53 191V192H56V194L58 195H54L56 198H59L60 197V195H61V198L60 199H55V197L53 196V198L51 199V198H49L48 199V197L47 196H45L46 194H47V192L49 193ZM61 191H62V193H61ZM91 189L88 191L89 192V195L87 194V201H89V200H95L94 198H95V196H94V193H92V197H91V199H89L90 198V196H91V192H94V191H91ZM117 191V192H116ZM127 191H129V192H127ZM253 191V192H252ZM11 192V193H10ZM12 192H13V194H12ZM88 192H85V194L86 193H88ZM126 192V193H125ZM254 192H256V193H254ZM27 193H28V196H27ZM39 193V194H38ZM45 193V194H44ZM61 193V194H60ZM215 193V194H214ZM42 196H41V195ZM257 194L259 195V196H257ZM17 196V197H15V196ZM37 195V196H36ZM44 195V196H43ZM49 195V194H48ZM64 195V194H63ZM72 195V194H71ZM71 195H70V199H72V200H74L73 198H71ZM120 195V196H119ZM262 195V196H261ZM30 196V197H29ZM66 196V195H65ZM86 195H84V198L86 199V197H85ZM10 197V198H9ZM38 197V198H37ZM45 197H47V199L45 200ZM248 197V198H247ZM259 197V198H258ZM4 198V199H3ZM5 198H7L8 200H10L11 199V201H10V203L9 202H6V200H5ZM26 198V199H25ZM68 198V197H67ZM214 198V199H213ZM21 199H22V201H21ZM37 199H39V200H37ZM114 199H116V198H114ZM162 201H161V200ZM217 199V200H216ZM219 199V200H218ZM27 202H26V201ZM30 200H31V202H30ZM33 200V201H32ZM42 200H44V202L42 201ZM55 200V201H54ZM63 200V199H62ZM92 200L91 201H89V202H87L86 200V202L87 203H92ZM97 200V199H96ZM99 200V199H98ZM107 200V199H106ZM201 202H204V200L201 198V199H199ZM3 201V202H2ZM25 201V202H24ZM29 201V202H28ZM39 201H40V203L42 204V207H44L43 208V210L41 209L40 210V212L38 213L39 215H38V217L36 216V217H34V215L32 216V214L33 213H31L32 212V210L31 209H35L36 210V207L34 208V206H35V204L37 205L38 203H39ZM84 201V200H83ZM108 201V200H107ZM113 201V200H112ZM112 201H110V202H112ZM114 201H116V202H114V204H116L117 205V203H119V202H117V199L116 200H114ZM6 202V203H5ZM33 202V203H32ZM52 202V203H51ZM98 202V203H97ZM97 202H95V203H97L95 206L96 207H92V206H94V204L92 205V204H89V205H91L90 207H92V208H90V209H93V210H95L94 208H96V209H104L105 210V208H106V210H107V207H108V205H106V206H104L106 203H108V202H106L104 205H103V203L102 204H99V201H97ZM102 202H103V200H102ZM121 202V201H120ZM158 202V203H157ZM159 202H161V206H160V203ZM253 202V203H252ZM3 203L5 204L4 206H3ZM8 203V204H7ZM13 203V204H12ZM45 203V204H44ZM101 203V202H100ZM113 203V202H112ZM112 203H111V205H112ZM195 203H197L196 201H195ZM247 203V204H246ZM250 205H249V204ZM7 204V205H6ZM55 204H56V206H55ZM109 204V203H108ZM125 204V205H124ZM128 204V205H127ZM163 204V205H162ZM252 204V205H251ZM253 204H254V208H253ZM256 204V205H255ZM259 204V205H258ZM51 205V206H50ZM63 203L61 204V206H60V208L62 209V207H63ZM88 205V204H87ZM99 205V206H98ZM102 205V207H100ZM111 205L109 206V207H111ZM116 205L114 206V208L116 207ZM11 206V207H10ZM29 206V207H28ZM30 206H31V208H30ZM55 206V207H54ZM98 206V207H97ZM105 208H104V207ZM113 206H112V208H110V209H113L114 210V208H113ZM157 206V207H156ZM207 206H209V204H207ZM257 206V207H256ZM48 207V208H47ZM100 207V208H99ZM210 207V206H209ZM209 207H207V210H208V208ZM262 207V208H261ZM1 208V209H2ZM10 208V209H9ZM122 210H121V209ZM251 208V209H250ZM253 208V209H252ZM256 208V209H255ZM49 209V210H48ZM53 209V210H52ZM61 209H58V212H60L59 210H61ZM109 209V208H108ZM116 209V208H115ZM10 210V211H9ZM210 211H213V210H211V208L209 209ZM208 210V211H209ZM252 210V211H251ZM255 212H254V211ZM11 211L13 212L12 214H11ZM29 211H30V213H31V216L29 215L30 213H29ZM74 211V210H73ZM100 211H103V210H100ZM155 211V212H154ZM208 211H207V213H206V211L205 212H203V214H205V215H203V216H199V223H200V231H199V228H197V232H198V236H204L205 234V232L206 231H208V227H207V225L209 224V223H212L211 221H212V217H210L209 218V214H208ZM259 211V212H258ZM6 212V213H7ZM35 212V211H34ZM58 212H56V213H58ZM75 212V211H74ZM231 212V213H230ZM111 213H114V211L112 212H110V213H106L107 215L108 214H110V216L111 217H113V215H114V217H115V213L112 215ZM258 213V214H257ZM15 215L14 217L12 216V218H13V220L15 221H13L12 220V218H11V215ZM45 214V215H44ZM63 214V213H62ZM10 215V216H9ZM29 215V216H28ZM42 215V216H41ZM58 215V214H57ZM94 215V214H93ZM93 215H91V216H93ZM106 215V216H107ZM9 216V217H8ZM46 216V217H45ZM58 216H60V213H59V215ZM97 217V215H94L93 217ZM109 216V215H108ZM109 216V219L108 220H111V217ZM158 216H160V215H158ZM229 216V217H228ZM238 216V217H237ZM250 216V217H249ZM259 216V217H258ZM26 217H29V218H26ZM16 218V219H15ZM31 218V219H30ZM180 218L181 217H179L178 219H177V221H175L174 223H176V225H177V227L178 226H180L179 224L180 223H182L181 221H180ZM242 218V219H241ZM23 219V220H22ZM29 219V220H28ZM45 219V220H44ZM65 219H66V217L64 218V221H65ZM98 219H100V218H98ZM107 220V217H105L104 218V220ZM252 219V220H251ZM18 220V221H17ZM20 220H21V222H20ZM44 220V221H43ZM101 220V219H100ZM25 223H24V222ZM35 221V222H34ZM37 221H38V223H37ZM120 221H116V219L114 218L113 219V223L114 222H117L116 224H118V222H120ZM124 221V222H125ZM155 221V222H154ZM229 221V222H228ZM6 223V225H7V227H10V228H7V227H2V224L3 223ZM109 222H111V221H109ZM111 222V223H112ZM204 222V223H203ZM207 222V223H206ZM19 225H18V224ZM27 223V224H26ZM110 224V223H109ZM115 224V223H114ZM114 224L112 225L111 224V226L114 228ZM122 224H124V223H122ZM121 224V225H122ZM207 224V225H206ZM244 224V225H243ZM3 225H5V224H3ZM5 225V226H6ZM9 225V226H8ZM51 225V226H50ZM120 225V226H121ZM202 225V226H201ZM204 225V226H203ZM12 226V227H11ZM25 226V227H24ZM29 226V227H28ZM119 226V225H118ZM232 226V227H231ZM30 227V228H31ZM52 227H54L55 228V230H53L54 228H52ZM66 227V226H65ZM194 227L196 228V223L194 224ZM42 228V230H44ZM119 228V227H118ZM117 228V229H118ZM123 228V227H122ZM121 227L119 228L120 230H122V231H124L123 229H122ZM203 228H204V230H203ZM225 228V229H224ZM239 228V229H238ZM85 229V228H84ZM86 229H89V228H86ZM85 229V230H86ZM148 229V230H147ZM184 227L183 226H180V234L178 235V236H174V237H172V239L174 240V244L172 245V246H168L167 248L168 249H170V250H172V251H177V249L179 248V245H180V242H181V239H182V236H183V232H185L184 231ZM44 230V231H45ZM59 230H60V232H59ZM144 230V231H143ZM238 230V231H237ZM16 231V232H15ZM65 231V232H64ZM84 232V230H82L81 228H80V231L78 230V232H79V234H82L81 232ZM90 231V230H89ZM224 231V232H223ZM244 231V232H243ZM49 232V233H50ZM56 232H57V234H56ZM68 232H70V234H68ZM90 232H92V231H90ZM90 232H88V231H85L84 232V235L85 234H87L88 233V235H90L91 233ZM142 232V233H141ZM203 233V235H201L202 233ZM241 232L243 233V236H242V234H241ZM54 233V234H53ZM67 233V234H66ZM90 233V234H89ZM201 233V234H200ZM225 233V234H224ZM10 234V235H11ZM118 234V235H117ZM200 234V235H199ZM56 235V236H55ZM88 235L86 236L87 238H88ZM92 235H94V234H92ZM92 235H90L89 236V238L92 236ZM225 235H227V236H225ZM241 235V236H240ZM74 237V239L72 238V237ZM95 236V235H94ZM162 236V237H161ZM234 236H236V237H234ZM61 237V238H60ZM120 240H118L119 241V243H118V241H117V238ZM231 237H234V238H231ZM246 239H245V238ZM91 238H93V237H91ZM136 238V239H135ZM154 238V239H153ZM161 238V239H160ZM216 238H218V239H216ZM225 238H226V240H225ZM227 238H229V239H227ZM222 239V240H221ZM108 240V241H107ZM113 240H115L116 242H114ZM189 239H186L185 241L187 242ZM224 240V242H222ZM228 240V241H227ZM123 243H122V242ZM147 241V242H146ZM236 241H238V243L236 244ZM137 242V243H136ZM152 242V243H151ZM154 242V243H153ZM228 242H230V243H228ZM234 242V243H233ZM63 243V244H62ZM115 243H118V245H120V243H121V245H123L122 246V248H121V245L120 246H116V248H115ZM164 243V244H163ZM115 244V245H114ZM233 244H235V245H237V246H234ZM112 245H114V246H112ZM124 246H126L125 248H126V251H127V249H128V251L130 250V253H128V251L126 252L125 251V248H124ZM130 247H132V249L130 248ZM137 247V248H136ZM143 247V248H142ZM148 247H150V248H148ZM3 248H5L6 250H4ZM104 248V247H103ZM114 248V250H112ZM119 248V249H118ZM121 248V249H120ZM146 248V249H145ZM201 248V245H200V242H199V240H198V238H196L193 242H192V247L191 248H189V250L187 249V250H185L184 252H185V258L188 256V258L190 259V256H192V258L193 259H195V263L194 264H205V261H206V259L204 260V259H202V258H198V257H201V256H197L198 255V251H199V249ZM26 249V248H25ZM110 249V250H109ZM117 249V250H116ZM134 249V250H133ZM123 250V252L121 253V251ZM142 252H141V251ZM158 250H160V249H158ZM236 250H238V251H236ZM242 250V251H241ZM97 251V252H96ZM136 251V252H135ZM145 251V252H144ZM235 251V252H234ZM2 252V253H1ZM126 252V254H124ZM142 253V255L140 256V258H142V259H140L139 257L137 258V255H136V253ZM237 252V253H236ZM7 253V254H6ZM15 253V252H14ZM31 253V254H30ZM40 253V255H38ZM97 253H99V254H97ZM114 253V254H113ZM150 253V252H149ZM153 253V252H152ZM186 253H188V254H186ZM242 253V254H241ZM2 254V255H1ZM47 254V255H46ZM102 254H104V255H102ZM112 254V255H111ZM200 254V253H199ZM235 254H233V255H235ZM12 255V256H11ZM15 255V254H14ZM42 255V256H41ZM107 257H106V256ZM108 255H110V257L108 256ZM4 256V257H3ZM11 256V257H10ZM38 256V257H37ZM41 256V257H40ZM129 256V255H128ZM130 256H131V254H130ZM236 256V255H235ZM7 257V258H6ZM27 257H28V255H27ZM136 257V261H135V258ZM5 258V259H4ZM26 258V259H25ZM25 259V260H24ZM112 259V260H111ZM132 259V258H131ZM240 259V260H239ZM149 260H151V258L149 259ZM148 260V261H149ZM156 260V259H155ZM154 260V261H155ZM186 261H187V258L185 259ZM199 260H202L204 263H201L202 261H199ZM97 261H101V263H99V262H97ZM130 261V260H129ZM143 261H145V260H143ZM199 261V262H198ZM131 262H130V264H131ZM152 262V263H151ZM156 262V261H155ZM208 261H206V263H207ZM143 263V262H142ZM147 264H155V263H153V261H149V262H147ZM208 264H210V263H208ZM211 264H213V262L211 263Z\"/></svg>", "mask_w": 264, "mask_h": 264}]
</instances>
